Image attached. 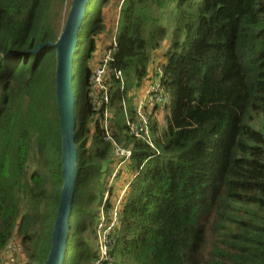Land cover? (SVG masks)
I'll list each match as a JSON object with an SVG mask.
<instances>
[{
  "label": "trees",
  "instance_id": "obj_1",
  "mask_svg": "<svg viewBox=\"0 0 264 264\" xmlns=\"http://www.w3.org/2000/svg\"><path fill=\"white\" fill-rule=\"evenodd\" d=\"M64 1L0 0V253L16 234L25 264H45L61 193L50 43ZM120 1L103 80L109 99L99 109L86 60L107 31L99 9L112 0H89L78 34L72 84L74 92L82 67L85 105L81 113L74 92L78 157L64 264H264V0ZM165 41L151 82L159 87L148 95L166 100L154 99L149 113L143 104L144 140L127 122ZM111 140L131 151L121 161L134 172L114 224ZM101 211L110 226L103 259Z\"/></svg>",
  "mask_w": 264,
  "mask_h": 264
},
{
  "label": "water",
  "instance_id": "obj_2",
  "mask_svg": "<svg viewBox=\"0 0 264 264\" xmlns=\"http://www.w3.org/2000/svg\"><path fill=\"white\" fill-rule=\"evenodd\" d=\"M89 0H71L63 28L54 43L55 48V98L59 115L61 137V193L50 237V247L45 264H64L69 236L76 180L78 150L75 145V97L73 92V59L78 46V34ZM44 45L38 46V52Z\"/></svg>",
  "mask_w": 264,
  "mask_h": 264
},
{
  "label": "rangeland",
  "instance_id": "obj_3",
  "mask_svg": "<svg viewBox=\"0 0 264 264\" xmlns=\"http://www.w3.org/2000/svg\"><path fill=\"white\" fill-rule=\"evenodd\" d=\"M120 0H119V4H120ZM70 3L71 0H65L62 4V9H61V13L59 15L58 21L60 24V32L63 28L69 7H70ZM118 4V0H112V2L108 3L107 5H103L101 7V9H99V15L104 17V21L106 23H108L107 25V31L103 32L102 34H99V36L97 35L96 37H94V42L96 44V49L95 51L91 54V56H89V58H87L86 63L89 66V68L94 71H96V69L99 67L100 62L102 61V59L105 56L109 55V43H112L113 41V37L114 34L116 33V24H117V16L116 14H114V5ZM170 13L169 10H165L162 13H160V18L162 21V24L164 27H167L171 18H170ZM110 21L113 22V24H110ZM113 28V32L110 34L109 31H112ZM59 32V34H60ZM112 35V37H111ZM112 39V40H111ZM88 40V39H87ZM87 42V41H85ZM167 47V41L163 42L161 49L157 50L155 52V61L152 62L150 64L149 67V76L148 79L144 82L143 84V89L141 90L143 94H146V90H148L151 86V82L153 81V75H154V69L155 67H157V63L156 60L159 59V61L162 60L161 54L163 52V50ZM73 73L75 74V65L73 67ZM158 84V82H157ZM91 96L93 98V102L96 100V98H99V92H98V86H96L95 84L91 87ZM74 92L76 95V100L78 99V109L79 111L82 113L83 109H84V105H85V85H84V71L82 70V67L79 69L77 76L75 77L74 80ZM162 92V91H160ZM160 92L158 93V95H147L146 94V98L144 97V95H142L141 97H139L137 100H134V109H143L142 107H140V104H144L147 102V105L149 106L148 108V113L151 110L152 107V103L154 99H158L159 101L162 100V102L164 100H166V97L162 94L160 95ZM140 93V92H139ZM138 92H134L130 95H137L139 94ZM155 96V97H153ZM137 101H141L140 103L137 104ZM143 111L145 112V110L143 109ZM146 114V112H145ZM106 118L111 117L112 115V110H108L105 114ZM155 116H158L159 113L154 114ZM104 116V117H105ZM147 116V115H146ZM154 116V117H155ZM130 121V120H129ZM254 127L257 129H260V121L257 120L254 122ZM113 154H114V160L113 163L111 165V176L108 178V185H112L113 186V192L111 193V200L113 203V209H110V212L108 215L112 216L113 222L115 223V216L114 215V210L118 209L119 206V202L120 199L123 196L124 191L127 189L128 186V182L133 178L132 171H129L127 169V162L121 161V158L123 157L122 155L117 154L114 150H113ZM27 169L29 172H32L34 170L38 169V162L36 160V157L32 158L30 156L29 161H28V166ZM107 193L105 194V197H107ZM27 209V202L23 201L21 203V210L24 212ZM101 215V223L98 225V240L97 241V246L99 248V252L101 254V257L107 258L106 254L103 255V252L100 251L101 248L105 247V238H104V234L105 232H107L110 228V226H106L107 224V218L106 215L103 214V212L101 211L100 213ZM113 224V223H112ZM111 225V223L109 224ZM11 242L18 248V250H16L15 252H8L7 251V246L5 247V249L3 250L2 253H0V264H25L26 262V254L24 251V248L21 244V240L19 238L18 235H14L13 238L11 239ZM105 250V248H104Z\"/></svg>",
  "mask_w": 264,
  "mask_h": 264
},
{
  "label": "built area",
  "instance_id": "obj_4",
  "mask_svg": "<svg viewBox=\"0 0 264 264\" xmlns=\"http://www.w3.org/2000/svg\"><path fill=\"white\" fill-rule=\"evenodd\" d=\"M109 55L105 56L102 61H101V65H99V67L96 69V71H94V74L92 76V84L98 86V92H99V98L94 101V103L96 104V109H99L101 107V105L106 104L108 102L109 96H108V92L106 90V88L104 87L103 84V80H104V76H105V72H106V67H107V61L110 59L111 57V52L112 50L109 49ZM156 69V67H155ZM116 76L117 77H121V72L117 71L116 72ZM158 84H153L150 86V88L148 90H146V94L148 95L151 92H156V90L158 89ZM146 98V97H145ZM141 102V101H140ZM139 102V103H140ZM143 106V107H142ZM140 107L144 108L143 103L140 104ZM108 111V110H107ZM105 111L104 114L107 112ZM103 114V118H104V125H105V130H107L106 126H107V118L106 116ZM105 116V117H104ZM149 121H148V117L146 116L145 112L143 111V109H137L136 110V117L133 121H128L127 125L129 126L130 132L135 136V137H139L142 138L144 140H148L149 139V127H148ZM107 133V132H106ZM113 145H114V151L119 154L124 156L125 158H129L131 151L128 149H125L121 144H118L117 142H115L114 140H111ZM114 215L117 214L116 210L113 211ZM116 219V216H115ZM114 224V222H112ZM7 246V251L8 252H15L16 250H18V248L11 242V240L9 241V243L6 245ZM105 248V250H104ZM101 248L100 251L103 252V255L106 254L107 252V247L105 244V247ZM101 257V254H100ZM104 257H101V259H103ZM95 264H100L99 261H97Z\"/></svg>",
  "mask_w": 264,
  "mask_h": 264
}]
</instances>
